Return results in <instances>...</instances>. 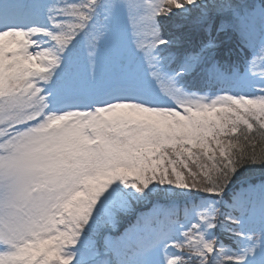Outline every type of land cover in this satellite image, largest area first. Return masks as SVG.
Returning <instances> with one entry per match:
<instances>
[{
    "label": "snow or ice",
    "instance_id": "obj_1",
    "mask_svg": "<svg viewBox=\"0 0 264 264\" xmlns=\"http://www.w3.org/2000/svg\"><path fill=\"white\" fill-rule=\"evenodd\" d=\"M0 264H264V0H0Z\"/></svg>",
    "mask_w": 264,
    "mask_h": 264
}]
</instances>
